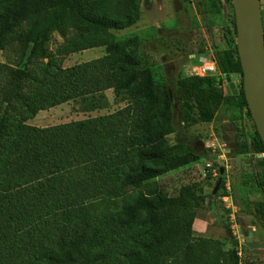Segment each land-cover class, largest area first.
<instances>
[{
  "label": "trees",
  "instance_id": "trees-1",
  "mask_svg": "<svg viewBox=\"0 0 264 264\" xmlns=\"http://www.w3.org/2000/svg\"><path fill=\"white\" fill-rule=\"evenodd\" d=\"M142 4L0 0V51L17 55L14 65L0 62V264H240L235 250L194 234L207 200L197 186L171 196L159 182L201 159L172 143L178 122L210 124L225 106L252 119L243 82L237 95L222 87L227 74L243 78L237 46L216 52L222 76H182L174 92L156 83L138 36L113 33L135 26ZM55 32L65 42L52 53ZM98 48L106 52L100 59L59 64ZM108 90L126 103L116 113L48 128L28 123L76 100L87 112L102 110ZM252 141L264 155L256 126ZM261 167L242 181L256 194L264 192ZM253 213L264 223V200Z\"/></svg>",
  "mask_w": 264,
  "mask_h": 264
},
{
  "label": "rangeland",
  "instance_id": "rangeland-1",
  "mask_svg": "<svg viewBox=\"0 0 264 264\" xmlns=\"http://www.w3.org/2000/svg\"><path fill=\"white\" fill-rule=\"evenodd\" d=\"M143 0L139 22L128 29L114 31L119 40L130 37L140 38V50L144 61L152 69L156 83L170 85L175 92L177 80L191 76V71L200 60L212 57L216 52L235 49V15L232 0ZM181 9H177L176 4ZM222 7L221 14H212L216 5ZM264 15V0H261ZM65 40L55 32L49 44L55 53ZM104 48L88 50L68 55L60 59L62 68H70L102 58ZM17 55L12 50L0 51V62L14 65ZM194 76V75H193ZM237 90L242 86L241 75L231 76ZM226 81V80H225ZM108 105L102 110L87 112L80 100L40 112L29 125L48 128L71 122L96 118L116 113L126 106L121 99H115L114 91L105 92ZM178 133L170 139L173 144L182 143L196 149L201 159L185 168L171 172L159 179L160 185L171 196L188 185L197 186L199 194L207 197L198 217L207 218L208 231L194 233L210 238L213 248L225 251L235 250L240 264H264V250L250 249L244 236L253 231L252 244H264V223L254 215L257 202L264 200V192L256 194V189L248 190L243 180L254 174H261L263 154H256L253 148L255 124L237 107H223L210 124H200L184 128L178 122ZM214 144L210 149L209 146ZM248 150L243 149V145ZM212 164L217 176L205 172L206 164ZM223 182L215 197L210 195L221 177ZM245 178V179H243ZM224 183V186L222 187ZM214 201L215 211H211Z\"/></svg>",
  "mask_w": 264,
  "mask_h": 264
},
{
  "label": "water",
  "instance_id": "water-1",
  "mask_svg": "<svg viewBox=\"0 0 264 264\" xmlns=\"http://www.w3.org/2000/svg\"><path fill=\"white\" fill-rule=\"evenodd\" d=\"M236 23V46L243 73V89L249 111L264 144V22L260 0H232ZM177 9H181L177 3ZM226 92L238 94L229 74L225 75ZM215 187L216 195L223 182L224 169ZM245 233L250 249L264 250V244H252L253 231Z\"/></svg>",
  "mask_w": 264,
  "mask_h": 264
},
{
  "label": "built area",
  "instance_id": "built-area-1",
  "mask_svg": "<svg viewBox=\"0 0 264 264\" xmlns=\"http://www.w3.org/2000/svg\"><path fill=\"white\" fill-rule=\"evenodd\" d=\"M192 76H199V77H208V76H222L220 73L217 61L212 58H204L200 60V65L196 66L192 71ZM224 79L223 81V89L226 92L227 82ZM210 149L214 147V144L209 146ZM205 172L210 173L212 176H217V170L214 168V166L210 163L206 164L204 168Z\"/></svg>",
  "mask_w": 264,
  "mask_h": 264
},
{
  "label": "crops",
  "instance_id": "crops-1",
  "mask_svg": "<svg viewBox=\"0 0 264 264\" xmlns=\"http://www.w3.org/2000/svg\"><path fill=\"white\" fill-rule=\"evenodd\" d=\"M208 225H209L208 217L207 218H200L197 216V219L195 220V223L193 226L194 232L195 233H198V231H200V233L207 232L209 229Z\"/></svg>",
  "mask_w": 264,
  "mask_h": 264
},
{
  "label": "flooded vegetation",
  "instance_id": "flooded-vegetation-1",
  "mask_svg": "<svg viewBox=\"0 0 264 264\" xmlns=\"http://www.w3.org/2000/svg\"><path fill=\"white\" fill-rule=\"evenodd\" d=\"M177 5V4H176ZM245 233H247V234H250V231H248V232H245ZM245 233H244V236H245ZM246 238V240H247V237H245ZM252 238H253V236H252ZM253 240V239H252ZM247 243H248V241H247ZM252 243V242H251ZM248 245H250L249 243H248ZM250 247V246H249Z\"/></svg>",
  "mask_w": 264,
  "mask_h": 264
}]
</instances>
